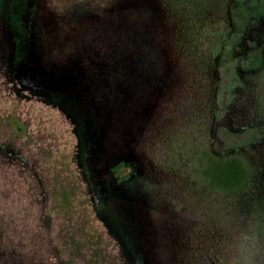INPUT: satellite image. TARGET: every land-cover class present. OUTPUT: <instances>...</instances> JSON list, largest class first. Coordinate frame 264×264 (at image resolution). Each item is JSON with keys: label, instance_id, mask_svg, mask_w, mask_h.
<instances>
[{"label": "rangeland", "instance_id": "rangeland-1", "mask_svg": "<svg viewBox=\"0 0 264 264\" xmlns=\"http://www.w3.org/2000/svg\"><path fill=\"white\" fill-rule=\"evenodd\" d=\"M240 158L237 191L211 158ZM264 264V0H0V264Z\"/></svg>", "mask_w": 264, "mask_h": 264}, {"label": "trees", "instance_id": "trees-1", "mask_svg": "<svg viewBox=\"0 0 264 264\" xmlns=\"http://www.w3.org/2000/svg\"><path fill=\"white\" fill-rule=\"evenodd\" d=\"M204 176L213 190L237 191L242 189L248 179L249 170L240 158L209 160Z\"/></svg>", "mask_w": 264, "mask_h": 264}, {"label": "clouds", "instance_id": "clouds-1", "mask_svg": "<svg viewBox=\"0 0 264 264\" xmlns=\"http://www.w3.org/2000/svg\"><path fill=\"white\" fill-rule=\"evenodd\" d=\"M244 264H255V261L253 260H246Z\"/></svg>", "mask_w": 264, "mask_h": 264}]
</instances>
